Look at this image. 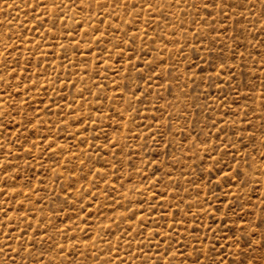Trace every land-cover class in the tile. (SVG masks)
Segmentation results:
<instances>
[{
	"label": "rangeland",
	"instance_id": "rangeland-1",
	"mask_svg": "<svg viewBox=\"0 0 264 264\" xmlns=\"http://www.w3.org/2000/svg\"><path fill=\"white\" fill-rule=\"evenodd\" d=\"M0 264H264V0H0Z\"/></svg>",
	"mask_w": 264,
	"mask_h": 264
},
{
	"label": "snow or ice",
	"instance_id": "snow-or-ice-1",
	"mask_svg": "<svg viewBox=\"0 0 264 264\" xmlns=\"http://www.w3.org/2000/svg\"><path fill=\"white\" fill-rule=\"evenodd\" d=\"M205 7H207V4H205Z\"/></svg>",
	"mask_w": 264,
	"mask_h": 264
}]
</instances>
